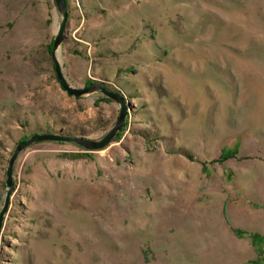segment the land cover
Listing matches in <instances>:
<instances>
[{"label":"rangeland","instance_id":"374dc122","mask_svg":"<svg viewBox=\"0 0 264 264\" xmlns=\"http://www.w3.org/2000/svg\"><path fill=\"white\" fill-rule=\"evenodd\" d=\"M65 3L64 79L120 94L126 117L101 150L46 141L19 154L0 264L185 261L139 240L165 221L216 228L242 203L264 211V0ZM60 23L54 0H0V211L19 141H99L120 114L99 89L76 98L60 86ZM256 237L243 264H264Z\"/></svg>","mask_w":264,"mask_h":264},{"label":"crops","instance_id":"0c3cea01","mask_svg":"<svg viewBox=\"0 0 264 264\" xmlns=\"http://www.w3.org/2000/svg\"><path fill=\"white\" fill-rule=\"evenodd\" d=\"M228 223L218 222L216 228L202 222H162L152 235L139 240L152 257L163 259L181 256L185 261H172L165 264H243L244 257L252 254L251 240L264 237V211L242 203L227 209ZM237 231L250 234L245 240L236 236ZM133 242L132 247L135 246ZM126 243L125 247H130ZM143 252H141V256Z\"/></svg>","mask_w":264,"mask_h":264},{"label":"water","instance_id":"95a60500","mask_svg":"<svg viewBox=\"0 0 264 264\" xmlns=\"http://www.w3.org/2000/svg\"><path fill=\"white\" fill-rule=\"evenodd\" d=\"M55 6L57 7V10L59 14L61 15V23L59 26V31L57 36L55 37L53 43H52V51H51V57L54 62V70L56 73L57 80L59 81L60 86L62 89L69 95L76 98H80L87 94L88 92H91L95 89H99L103 94H105L107 97L115 101L121 106L119 117L114 125V127L99 141H92V140H85L80 139L77 137H70V136H62L55 133H38L33 134L30 137H27V139L19 141L13 153L11 154L9 161H8V167L6 170V187L8 188L6 198H5V204L3 209L0 211V226L2 223L3 215L6 212V207L8 203V198L12 191V174L14 165L16 163V160L19 156V154L27 149L28 147L32 146L33 144L40 143V142H46V141H52V142H72L76 145H79L80 147L87 149V150H101L105 148L113 139V137L116 135V133L121 129L125 117H126V108L124 105V100L121 97L120 94L116 92H110L105 90L101 86H96L93 84H90L89 87L85 89H74L71 88L66 80L64 79L61 68L56 60L55 52L58 50L59 46L62 43L63 40V32L65 30V24L67 21V11H66V3L65 0H54Z\"/></svg>","mask_w":264,"mask_h":264},{"label":"trees","instance_id":"16d2710c","mask_svg":"<svg viewBox=\"0 0 264 264\" xmlns=\"http://www.w3.org/2000/svg\"><path fill=\"white\" fill-rule=\"evenodd\" d=\"M25 139H27V137H25V138H24V139H22V140H25ZM22 140H21V141H22Z\"/></svg>","mask_w":264,"mask_h":264}]
</instances>
